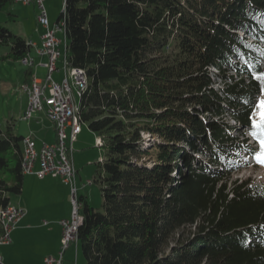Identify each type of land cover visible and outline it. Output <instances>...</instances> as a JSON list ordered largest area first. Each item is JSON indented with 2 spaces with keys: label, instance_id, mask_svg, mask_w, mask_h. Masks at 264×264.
<instances>
[{
  "label": "trees",
  "instance_id": "obj_1",
  "mask_svg": "<svg viewBox=\"0 0 264 264\" xmlns=\"http://www.w3.org/2000/svg\"><path fill=\"white\" fill-rule=\"evenodd\" d=\"M14 2L0 0V14ZM64 4L67 61L88 80L79 120L105 150L97 163L103 211L80 196L85 264H264V185H224L232 166L224 158L243 149L259 157L264 146V118L253 101L264 91V0ZM0 44L11 45L15 61L33 52L1 22ZM224 67L240 78L220 95L210 70L226 79ZM226 108L257 147L232 135L241 127L202 118ZM24 139L11 124L0 128V210L23 193Z\"/></svg>",
  "mask_w": 264,
  "mask_h": 264
},
{
  "label": "rangeland",
  "instance_id": "obj_2",
  "mask_svg": "<svg viewBox=\"0 0 264 264\" xmlns=\"http://www.w3.org/2000/svg\"><path fill=\"white\" fill-rule=\"evenodd\" d=\"M64 3L65 0H50V6L46 4V6H48L47 11L50 13L51 10L52 13L57 14L58 16V14L63 12L65 9ZM31 9V7H26L22 3H11L7 5L1 12L0 22L7 26L15 34L22 33L25 34L27 38H35L37 37L38 25L36 14ZM10 12H13V14L19 17H10ZM49 16L51 18V15ZM239 35L244 37L243 33H239ZM11 51V45L0 44V128L6 130L8 125L11 124L13 132L18 136H32L37 140H44V128L52 126V122L46 117L44 113L34 114L32 120H23V117L29 107V97L22 89L24 85V75L27 68L23 66L22 61L21 63L20 61H15L13 58L9 57ZM61 51L62 57L65 60V44L61 47ZM42 61H40L39 58H36V63L33 69L38 79H45L47 75L45 69L40 70ZM62 66L63 62L60 60L58 62V67ZM262 66L264 67V61H262ZM224 68L226 69V72H223L222 74L227 75L226 79L216 77L217 73H219L217 69L211 68L210 70L211 73H213L212 76L214 77L212 88L215 89L220 95L228 84H231L232 81H237L240 78L236 72L227 70V67ZM232 77L233 79H230ZM53 78L54 80H60L61 82L65 79L64 71L54 73ZM69 82L77 95L78 91L76 85L74 84V80L69 78ZM253 101L259 118H264V91L260 97L255 98ZM75 103L79 105L78 96ZM232 111L233 109L229 111L226 108L224 112L217 116L205 114L202 116V118L204 120H214L219 124L226 126L227 129L230 127H241V131H233L232 135L236 137L237 140H239L241 146L246 147L250 145L251 147H257V144L253 141L252 137L247 134L245 129H243L244 127L242 125L240 126L232 116ZM81 126L82 131L73 142L74 154L72 156V159L74 160L73 164H75V167L80 169L79 170L77 168V185L78 188H80L79 196H85L92 207L98 209L99 211H103L101 178H104V174L100 172L97 163L98 161H102V158L105 157V150L98 146L100 141H97L96 135L89 129L88 125L83 123ZM69 133L70 132L68 131V134ZM51 136H54L52 135V132ZM145 139L147 144H149L150 140H152L149 135L145 136ZM52 140L55 142L54 137H52ZM185 148L192 156L201 160L204 165L209 166L212 164L211 157L194 153L187 146ZM257 150V153L260 154L259 157L257 155L258 158L256 156L250 155L244 149L237 155L233 153L226 158L223 156L227 162V165H232L231 169L227 171V176H225L226 180L224 181L227 191L233 187L234 183L240 184L245 180H248L254 184L264 185V146H262V148H257ZM25 179L28 180V176H26ZM87 182L88 187L83 189V184ZM52 191L53 189L50 186H42V184L38 185L35 182L34 184H28L26 181L23 193L21 195H10V204L19 207V200H21L25 206L23 209H25L27 217L32 213L35 214L38 220H40L41 224L44 221H48L53 224L54 220H56L54 218H57L60 212L63 211L62 207L65 206V204L60 205L62 198L61 194L55 195L54 191ZM68 193L67 207L69 208V211H72L70 186L68 188ZM50 202L52 204H49ZM191 229L194 231V228H188L184 234L188 236L191 232ZM40 233V230L30 231L29 236L26 237L27 241L16 243L14 249L0 244V257L4 259V264H39V255L44 251L41 250L43 245L39 246L41 244L39 241ZM10 238L12 241L14 239V235L10 234ZM72 246L75 247L74 244ZM78 250V264H85V258L80 251V247ZM66 260H69V258H66ZM72 262L75 264L74 259Z\"/></svg>",
  "mask_w": 264,
  "mask_h": 264
},
{
  "label": "built area",
  "instance_id": "obj_3",
  "mask_svg": "<svg viewBox=\"0 0 264 264\" xmlns=\"http://www.w3.org/2000/svg\"><path fill=\"white\" fill-rule=\"evenodd\" d=\"M24 5L34 4L38 9L37 21L38 24L45 29L42 37V47L37 48L34 43H30L32 52L22 58L24 66H33L34 59L32 56L48 55L49 62L43 64L47 69L45 79L32 80L31 83H24L22 89L26 94H31V105L28 107L23 120H32L36 113H46L48 119L53 124V129L56 133V141L52 144H44L37 151L35 143L31 137H26L25 149H23V173L24 175L35 174L40 179L51 176L60 178L65 184L70 186L71 190V217L60 221L62 228V238L60 251L57 256H46L45 264H64L65 252L74 244L77 246L78 231L84 218L81 216V206L79 190L77 185V170L72 163L74 153L73 142L78 134H80L79 126V109H73V100L81 96L83 86L76 85L77 95L69 82L72 76H80V69L71 68L69 62L63 59L61 47L66 40V34L62 30V22L59 20L53 27L50 25L48 12L45 7V0H20ZM62 34V38L58 36ZM35 54V55H34ZM63 62L62 67H58L59 61ZM64 71L65 79L61 82L54 80L53 74ZM50 87H57L58 96L50 95ZM70 132V135L68 134ZM98 146H102L98 145ZM37 160L40 164V169L34 172ZM88 187V182L83 184L82 188ZM0 216L3 221H7L8 238L2 245H7L11 242L10 234L17 224L26 216L25 209L9 204L5 209L0 210ZM47 223V222H46ZM45 223V224H46ZM0 264H3L0 257Z\"/></svg>",
  "mask_w": 264,
  "mask_h": 264
},
{
  "label": "crops",
  "instance_id": "obj_4",
  "mask_svg": "<svg viewBox=\"0 0 264 264\" xmlns=\"http://www.w3.org/2000/svg\"><path fill=\"white\" fill-rule=\"evenodd\" d=\"M46 4L49 5L50 0H45V7H46V9H48V6H46ZM25 6L32 8L31 10H33V12L36 14V20H37V16H38L37 7L34 4L25 5ZM47 12H48L49 20H50V25H51V27H53L59 21V17H60L61 13L58 14V16H57V14L52 13L51 10H50V13H49V11H47ZM49 15H51V18ZM9 16L10 17H16V18L19 17V16H16L15 14H13V12H10ZM37 25H38L37 37H35V38L34 37L27 38L26 35L22 34V33H19L17 35L23 36L27 41L33 42L37 48H41L42 42H43L42 37L45 33V29L42 28L38 24V21H37ZM58 36L60 38L63 37L62 34H58ZM33 53H34V50H33ZM40 70H44V69L40 68ZM33 73H34V70H33ZM34 75H36V74L34 73ZM37 124H38V121H37ZM41 131H43V130H41ZM51 132H52V135H54V136H51ZM43 135L45 136V138H43L44 140H40V139L37 140L36 138H34L32 136H27V137H32V140L34 141L35 147L38 151L41 149V147L44 143H46V144L54 143L52 140V137H54V141H55L56 137H55L53 125L48 127V128H44ZM98 140L99 139H97V141ZM73 162H74V160H73ZM77 168L78 167H76V170L78 173L79 168L78 169ZM39 169H40V164H39V161L37 160L35 168H34V172L38 171ZM26 176H28V180L25 179V182L27 181L28 184H32V183L34 184V182H35L38 185L42 184V186H50L53 189L55 195L61 194L62 198H61L60 205L65 204V206L62 207L63 211L60 212V214L57 216V218H54L56 220H54L53 224L51 222H48V221H44L41 224L40 220H38L36 218L35 214L31 213L28 217L26 214V216L20 221V223L16 225V228L13 229V231L11 232V235L12 234L14 235V239L11 241V243L4 245V246H9V247H11V249H14L16 243H22L23 241H27L26 237L29 236L30 231L40 230L41 233H40L39 241L41 244L39 246L43 245L41 247V250H44V251L42 252V254L39 255V264H45L44 258L46 256H57L59 254L61 237H62V228L60 226V221L65 220V219H69L71 217V211H69V208L67 207L69 185L65 184L60 178H53L51 176H47V177H44L42 179H40L35 174L25 175V178H26ZM80 180H81V178H80ZM43 183H46V184H43ZM24 186H25V184H24ZM19 202H20L19 207L25 208L23 201L19 200ZM51 202H53V201H51ZM51 202L49 204H52ZM60 211H61V208H60ZM78 249H79V246L78 247L71 246L65 252L64 264H73V262H72L73 259L75 260V264H78V261H79V250ZM67 254H68V257H67ZM66 258H69V260H66ZM2 262L4 264V262H5L4 259H2Z\"/></svg>",
  "mask_w": 264,
  "mask_h": 264
},
{
  "label": "bare ground",
  "instance_id": "obj_5",
  "mask_svg": "<svg viewBox=\"0 0 264 264\" xmlns=\"http://www.w3.org/2000/svg\"><path fill=\"white\" fill-rule=\"evenodd\" d=\"M15 2H18V3H20V0H15ZM62 22V30L65 32V34H66V31H65V23L63 22V21H61ZM31 43V41H28V44H30ZM33 43V42H32ZM66 43H68L67 42V38H66V40L64 41V44L66 45ZM66 53V52H65ZM66 54H68V53H66ZM32 58L34 59V62L36 61V58H39L40 59V61H44V59H45V61L43 62L42 61V64L40 65V67L41 68H43V69H45L46 71H47V69L45 68V67H43V64H47L48 62H49V57H48V55H42L41 57L40 56H32ZM22 59H20L19 61H21ZM65 60L67 61V55H65ZM23 62V61H22ZM68 62V61H67ZM24 66V65H23ZM35 66V64L33 65V66H30V67H28V66H25L27 69H32L33 67ZM54 75V74H53ZM72 79L74 80V84L75 85H80L81 84V86H83V90L87 87V83H88V80H87V76H86V74H85V72H81V75L80 76H72ZM33 80H39L36 76H34V79ZM58 82H60V81H58ZM83 90H81V91H83ZM28 95V97H29V106L31 105V94H27ZM50 95L51 96H58V89H57V87H50ZM77 98V97H76ZM80 98V97H79ZM75 101L76 100H73V109H79V105H77L76 103H75ZM27 112V111H26ZM45 115H46V117L48 118V116H47V114L46 113H44ZM53 125V124H52ZM82 124H81V122H80V120H79V126H80V132L82 131V126H81ZM55 132V131H54ZM69 135H70V133H69ZM79 135V134H78ZM78 135H77V137H78ZM55 137H56V133H55ZM76 137V138H77ZM55 141H56V139H55ZM44 144H46V143H44ZM43 144V145H44ZM43 145H42V147H43ZM41 147V148H42ZM36 148V147H35ZM23 149H25V142H23ZM37 150V149H36ZM38 151V150H37ZM72 163H73V159H72ZM81 208H82V206H81ZM0 220H1V223H2V225H3V230H4V234H3V236L1 237V239H0V244H2L3 242H6L7 241V238H8V228H7V221H3L2 220V216H0ZM79 234V233H78ZM79 243V240H78V237H77V244Z\"/></svg>",
  "mask_w": 264,
  "mask_h": 264
}]
</instances>
